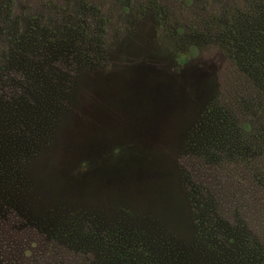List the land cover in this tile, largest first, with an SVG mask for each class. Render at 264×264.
I'll return each mask as SVG.
<instances>
[{"label":"rangeland","instance_id":"obj_1","mask_svg":"<svg viewBox=\"0 0 264 264\" xmlns=\"http://www.w3.org/2000/svg\"><path fill=\"white\" fill-rule=\"evenodd\" d=\"M233 4L0 0L2 71L41 79L27 107L91 68L34 162V220L3 202L26 166L0 174V264H264V22L220 42Z\"/></svg>","mask_w":264,"mask_h":264},{"label":"trees","instance_id":"obj_2","mask_svg":"<svg viewBox=\"0 0 264 264\" xmlns=\"http://www.w3.org/2000/svg\"><path fill=\"white\" fill-rule=\"evenodd\" d=\"M263 4L264 0H239V5L233 4L231 11L222 10L220 14L218 13L215 18L217 23L211 28V33L218 35L220 42L224 40V36L235 35L237 37L235 47L249 43V41L246 42L245 36L246 30L249 29L248 23L252 17H255V32H258L262 28L260 24L264 22ZM258 40V34H255L254 43H257ZM30 54L28 53L23 56H29ZM16 58L17 54L11 55L10 52L9 62L10 64L17 63L14 68L19 71L20 67ZM83 65L82 62L74 64V69L69 75L64 74L62 71L57 72L54 70L53 73L58 77L55 83L59 82L61 88L58 90L53 82L49 90L46 89V92H42V94L46 93L47 99L33 101L29 107H27L26 100L30 93L27 90L33 92L32 85L38 84L41 79L36 78L31 82L20 81L31 79L30 77L28 78V74H25V76L10 74L2 71L4 66L0 67V174L9 169L13 164H19L23 168L26 166L27 173L25 172V174L29 175V178L26 179V187L22 192L25 196L22 195V198L21 196L15 198L11 195L9 199L11 202L6 200H3V202L8 204V206L16 204L17 210L25 213L30 219L34 220L36 217L33 211L36 207L34 201L39 197L38 193L34 190V181L31 176L34 170V162L38 159L42 148L46 147L48 152L54 141L59 139L61 134L59 128L61 125L57 127V124L66 116L63 113L69 110L72 105L71 103L74 101V98L70 99L69 96H72L73 92L77 90V86L80 85L78 83L82 73L87 72V69H89ZM238 73V71L232 73L233 80H242L238 79L240 78L237 75ZM16 88L21 93H17L15 91ZM21 98L24 101H21ZM19 99L22 103H18ZM67 101H69V105ZM39 104L40 107H38ZM32 106H36V109L31 110ZM37 108H40L39 111ZM54 149L49 152L52 156L54 155ZM14 200H17V203ZM226 260L227 258L223 259L222 264H228Z\"/></svg>","mask_w":264,"mask_h":264}]
</instances>
